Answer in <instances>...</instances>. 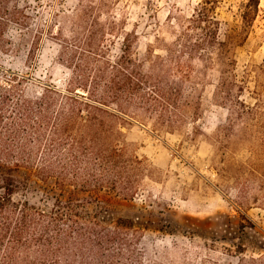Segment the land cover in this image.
Listing matches in <instances>:
<instances>
[{
	"label": "trees",
	"instance_id": "16d2710c",
	"mask_svg": "<svg viewBox=\"0 0 264 264\" xmlns=\"http://www.w3.org/2000/svg\"><path fill=\"white\" fill-rule=\"evenodd\" d=\"M20 1L0 0L1 53L13 47L9 25L29 23ZM87 1L75 16L77 36L63 46L70 71L64 90L7 69L0 75V169L9 172L0 183V264L142 263L141 232L133 222L106 225L90 209L111 196L135 197L145 184L148 165L120 144L123 117L150 123L153 132L180 131L198 117L202 93L212 86L215 102L228 110L225 131L253 121L242 128L244 140L264 162V63L239 72L236 59L261 0H242L237 11L229 7L230 18L222 17L228 0H201L192 15L169 16L170 41L156 37L159 47L143 57L137 35L123 30L115 60L108 58L107 37L119 38L117 26L100 21L105 3ZM21 169L54 179L59 193L52 207L15 200L26 186L12 174ZM239 264H264V255Z\"/></svg>",
	"mask_w": 264,
	"mask_h": 264
},
{
	"label": "rangeland",
	"instance_id": "374dc122",
	"mask_svg": "<svg viewBox=\"0 0 264 264\" xmlns=\"http://www.w3.org/2000/svg\"><path fill=\"white\" fill-rule=\"evenodd\" d=\"M240 1L228 0L222 17L230 18L228 8L237 11ZM95 2L106 4L100 21L117 26L119 38L107 37L108 58L115 60L121 54V31L137 35V54L143 57L149 48L159 47L156 37L170 41L169 16L173 21L188 17L201 0ZM87 4V0L20 1L29 23L9 25L7 35L13 47L0 52V75L7 69L64 90L70 71L61 57L63 46L77 36L75 16ZM85 35L86 30L82 38ZM236 59L239 72L250 64L264 63V0ZM213 93L212 86L203 91L198 117L180 131L153 132L150 123L144 126L126 117L117 122L120 144L148 165L145 184L135 197L111 196L103 200L102 208L91 205L90 209L99 212L106 225L119 218L133 222L141 232V264H239L242 258L264 255V162L251 153L242 130L254 122L246 120L240 129L225 131L228 110L215 102ZM8 173L0 169V183ZM12 174L26 183L15 200L52 207L59 193L54 179L43 180L27 169ZM238 181L247 186V194L239 192Z\"/></svg>",
	"mask_w": 264,
	"mask_h": 264
}]
</instances>
